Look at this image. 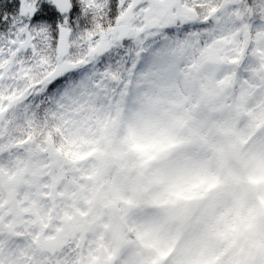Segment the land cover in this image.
I'll return each mask as SVG.
<instances>
[{
    "label": "snow or ice",
    "instance_id": "obj_1",
    "mask_svg": "<svg viewBox=\"0 0 264 264\" xmlns=\"http://www.w3.org/2000/svg\"><path fill=\"white\" fill-rule=\"evenodd\" d=\"M0 264H264V0H0Z\"/></svg>",
    "mask_w": 264,
    "mask_h": 264
}]
</instances>
